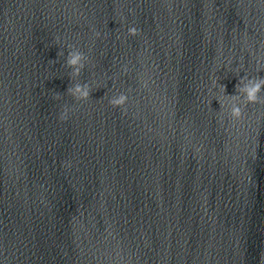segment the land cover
Here are the masks:
<instances>
[{
  "label": "clouds",
  "instance_id": "clouds-1",
  "mask_svg": "<svg viewBox=\"0 0 264 264\" xmlns=\"http://www.w3.org/2000/svg\"><path fill=\"white\" fill-rule=\"evenodd\" d=\"M140 33V29L135 26L128 28V34L130 36H137ZM99 36V33H96ZM84 59L83 53L69 52V59L67 61L68 66L73 68V75L79 76L81 69L84 67L82 60ZM125 71H127L125 69ZM247 83H243L244 81ZM215 83V81H214ZM142 87L147 88L148 82H142ZM262 89H264V78L262 77H252L249 78L247 75H244L240 78V82L237 84V91L242 92L244 95V107L248 104H258L264 103V97L260 95ZM69 94H71L77 100H87L90 96V86L87 84H74L68 89ZM58 98V97H57ZM128 102V96L125 93H120L119 95L113 97L109 100V103L114 108L119 107L123 108L124 105ZM244 107L239 104H233L230 109V117L233 121L240 120L244 117ZM126 111V109H125ZM69 108L65 106L59 115L60 121H67L68 119Z\"/></svg>",
  "mask_w": 264,
  "mask_h": 264
}]
</instances>
